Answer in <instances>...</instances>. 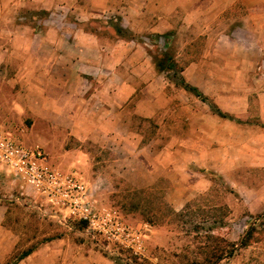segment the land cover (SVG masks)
Listing matches in <instances>:
<instances>
[{"label": "rangeland", "instance_id": "374dc122", "mask_svg": "<svg viewBox=\"0 0 264 264\" xmlns=\"http://www.w3.org/2000/svg\"><path fill=\"white\" fill-rule=\"evenodd\" d=\"M61 4L45 9L21 0L15 4V14L20 18H0V40L8 41L6 27L10 24L18 27L17 31H23L25 24L39 32L44 29V36L52 41L58 27L72 29L79 23L100 35L98 40L109 46L106 54L111 58L132 39L134 47L146 48L151 61L153 54L167 50L182 68L202 59L210 74L222 76L228 68L237 69L238 79L229 86L216 81L207 85L221 93L220 99L212 98L214 104L238 116L240 125L224 127L226 133L234 135L232 153L226 157L231 162L226 161L218 170L209 169L201 176L184 173L183 179L161 176L142 185L141 163L129 167V174L115 169L116 159L123 153L101 140L104 125H53L47 129L46 125H29V118L16 112L15 125H0V130L27 147H40L47 155L48 167L82 183L90 219L72 211L70 204L76 197L68 183L62 184L59 192L43 194L0 163L2 230L16 240L0 264L31 244H36L35 251L39 252L26 264H264V125H252L257 122L255 107L257 112L259 104L264 105V27H251V34L194 33L192 30L201 28L186 26L184 12L178 10L177 27L172 32L130 34L115 30V25L126 24L128 11L132 15L127 0L102 1L89 8L79 1ZM7 10L8 1L0 0L2 17ZM81 11L77 19L75 13ZM248 13L236 1L226 3L222 10L227 25L236 16L242 21ZM263 13V8L252 11V15ZM227 25L226 30L231 28ZM233 60L239 62L236 67ZM11 68L21 70L20 65ZM159 74L155 86L174 92L176 86H171L164 73ZM6 85L1 87L6 93L8 88L20 90L19 84ZM23 94L21 90L19 102L26 101ZM204 106L212 113L207 104ZM131 111L132 107L131 134L137 138V150L142 149L138 153L145 155L151 166L152 152L160 155L167 150L172 131L169 114L162 119ZM224 143L218 140L219 147ZM217 155L220 158L223 153ZM250 227L251 234L246 236ZM242 240L246 244L242 245ZM219 252L223 258L217 260L214 255Z\"/></svg>", "mask_w": 264, "mask_h": 264}, {"label": "crops", "instance_id": "0c3cea01", "mask_svg": "<svg viewBox=\"0 0 264 264\" xmlns=\"http://www.w3.org/2000/svg\"><path fill=\"white\" fill-rule=\"evenodd\" d=\"M7 1L9 10L5 11L4 17L1 12L0 18H20L15 14V4L21 0ZM64 1H79L84 3L85 8H89V5L108 0H24L28 6L35 4L45 9L51 8L54 3L62 7ZM127 1V8L132 10V15L128 11L126 24L121 23L120 26L125 33L130 34L172 32L177 27L178 10L184 12L183 17L188 23L186 26L201 28L192 30L194 33L251 34V27H264V13L252 15L256 8L264 9V0ZM235 1L239 7L243 6L249 11V16L241 21V16L235 18L233 15L232 24L227 25L222 10L226 3ZM75 14L79 19L82 11ZM226 25L231 28L226 30ZM17 28L10 24L6 27L8 41L0 40V125H15L13 118L16 112L29 118V125H46L47 129L53 125H104L101 140L109 148L123 153L116 159L118 166L115 169L123 174L132 173L129 167L141 163L139 175L142 185L154 183L161 176L183 179L184 173L201 176V173L209 169L218 170L232 153L234 135L231 131L226 133L224 127L240 125L239 117L233 115L238 120L221 117L208 106L210 113L204 106L207 103L181 87L176 86L174 92L156 87L155 81L162 72H158L153 62L147 59L145 47L140 49L139 46L131 45L132 39L125 42L124 49L118 51L119 55L111 58L106 54L110 50L109 46L98 40L100 35L79 23L74 24L72 29L58 27L52 41L44 36V29L39 32L26 24L23 31H17ZM2 29L0 27V37ZM18 32L22 35H18ZM20 39L23 42L18 43ZM205 62L202 59L192 60L184 68L181 66V75L211 101L214 96L220 99L221 93L210 90L207 82L216 81L229 86L238 79L239 71L228 68L222 76L210 74L204 68L207 66ZM232 62L235 67L239 64L235 60ZM14 65H20V72L11 68ZM142 82H146V85L141 86ZM6 83L12 87L19 84L20 90L12 92L8 88L9 92L6 93L2 91ZM171 86L175 85L172 83ZM21 90H24L26 101L19 102ZM230 94L236 99L234 93ZM201 103L204 105L201 106ZM131 107L132 114L143 117L159 115L163 119L164 114H169L172 131L168 135L167 150H162L160 155H155L153 151L151 166L149 159L138 153L142 149L137 150L134 141L136 136L131 134ZM256 110L257 107V122L252 125H264V105L259 104V111ZM226 121L229 123L226 124ZM218 140H225L223 147L218 146ZM218 152H222L223 156L219 158ZM3 216L4 211L0 205V263L16 244V240L2 230ZM38 252L34 250L18 264L28 263Z\"/></svg>", "mask_w": 264, "mask_h": 264}, {"label": "built area", "instance_id": "2783aa9c", "mask_svg": "<svg viewBox=\"0 0 264 264\" xmlns=\"http://www.w3.org/2000/svg\"><path fill=\"white\" fill-rule=\"evenodd\" d=\"M47 155L38 146L27 147L0 130V163L5 164L17 179L33 185L43 194L59 192L68 183L75 191L72 211L84 219L89 218L90 206L85 200L84 185L68 175H63L46 164Z\"/></svg>", "mask_w": 264, "mask_h": 264}, {"label": "trees", "instance_id": "16d2710c", "mask_svg": "<svg viewBox=\"0 0 264 264\" xmlns=\"http://www.w3.org/2000/svg\"><path fill=\"white\" fill-rule=\"evenodd\" d=\"M115 30L117 32H125L119 25H115ZM158 38V36H155V39ZM152 62L154 64V67L158 72L165 73L167 78L177 87H181L186 91L192 92L194 95H196L200 100L207 103L210 109L213 113L224 117L228 119H234L232 115H230L227 112L222 111L220 108H218L208 97H206L196 86H193L186 82L184 78L181 75V66L178 65V63L174 60V56L171 52L164 50L161 51L158 54L152 55ZM252 227L247 231L246 236H249L251 234ZM48 240V239H46ZM245 243V241L242 240V245ZM246 244V243H245ZM36 248V244L29 245L26 249L19 253H12L5 264H18L20 260L28 256L30 253H32ZM217 260L223 258V253H217V255H214Z\"/></svg>", "mask_w": 264, "mask_h": 264}]
</instances>
